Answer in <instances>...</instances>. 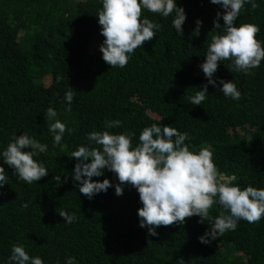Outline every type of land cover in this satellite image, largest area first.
<instances>
[{"label": "trees", "instance_id": "16d2710c", "mask_svg": "<svg viewBox=\"0 0 264 264\" xmlns=\"http://www.w3.org/2000/svg\"><path fill=\"white\" fill-rule=\"evenodd\" d=\"M256 3L255 10L244 6L236 24L257 25L256 39L264 46V0ZM177 5L186 13L183 34L171 27L174 14L163 18L142 10L141 18L160 24V30L130 54L124 68H111L99 51L105 39L97 17L100 0H0V152L14 134L27 133L47 145L34 159L48 170L28 184L0 157L7 177L0 187V264H7L13 244L44 264H65L67 257L77 264H264V217L239 220L234 231L208 244L198 239L209 229L199 216L160 226L158 236H150L139 226L142 204L133 186L126 185L122 196L113 186L88 199L72 179L77 160L71 153L88 144V133H131L135 147L145 127L161 123L187 133L192 151L210 146L219 178L234 177L242 189L264 188V60L247 75L230 72L231 61H221L214 79L233 80L240 99L208 85L207 99L191 105L188 98L207 84L200 64L212 35L221 33L213 21L224 9L210 0ZM198 19L202 26L195 36ZM219 23L223 27L222 16ZM70 87L69 112L64 96ZM49 107L71 129L59 146L48 131L55 122L46 117ZM111 120L122 127L107 129ZM55 175L66 182L56 183ZM105 178L120 183L107 169L92 179ZM222 210L216 203L209 215L214 219ZM62 211L76 220L66 223Z\"/></svg>", "mask_w": 264, "mask_h": 264}, {"label": "clouds", "instance_id": "9594fccd", "mask_svg": "<svg viewBox=\"0 0 264 264\" xmlns=\"http://www.w3.org/2000/svg\"><path fill=\"white\" fill-rule=\"evenodd\" d=\"M219 5L224 12H217L213 21L214 28L221 29L220 34L212 35L208 45L205 61L200 64L207 84L200 86L195 95L188 98L191 105L199 106L208 97V85L218 87L224 97L239 100L241 93L236 84L215 78L221 61L229 60L226 65L230 72L249 74L251 69L258 68L264 60V46L256 39L260 31L254 24H240L236 21L246 4L255 10L259 7L256 0H210ZM102 9L98 11V23L101 35L105 38L99 47L102 59L111 68H124L137 48L153 39L161 28L148 18L142 17V10L159 14L168 18L174 14L171 27L178 34H183L182 25L186 21V13L177 0H100ZM224 21L221 27L219 20ZM202 21H196L193 35L198 36ZM222 85V87H220ZM66 111H71L74 91L65 93ZM49 120L48 131L57 146L61 145L66 125L56 119L57 112L49 107L46 111ZM107 129L122 127L120 120L105 122ZM131 133H113L110 131H92L87 134V145L79 146L71 153L77 163L73 169L72 179L78 191L88 199L96 194L107 192L115 187V194L122 196L126 185L133 186L139 193L142 207L138 209L139 226L147 228L150 236H158L157 228L172 224L185 223L186 217L199 216L200 223L207 221L209 229L198 239L203 244L216 240L226 231H234L239 220L256 223L264 217V188L247 186L241 188L232 183L233 178L218 177L216 166L212 160L210 146L199 151L190 150L185 141L187 133H181L171 126L153 123L145 127L139 135L140 143L133 147ZM95 145V146H93ZM25 149H30L26 151ZM47 145L38 142L27 133L13 135L0 157L4 164L14 169V174L28 184L37 182L48 175L45 166L34 157L45 153ZM107 169L118 178L113 185L109 179L94 181L93 177L104 175ZM6 170L0 166V187L7 180ZM60 175H55L56 183L66 182ZM218 203L223 209L214 219L209 210ZM28 203L23 207L27 208ZM68 224L76 220L74 215L60 212ZM7 264H44L42 258L32 257L23 245L13 244ZM65 264H77L74 257H67Z\"/></svg>", "mask_w": 264, "mask_h": 264}, {"label": "rangeland", "instance_id": "374dc122", "mask_svg": "<svg viewBox=\"0 0 264 264\" xmlns=\"http://www.w3.org/2000/svg\"><path fill=\"white\" fill-rule=\"evenodd\" d=\"M46 83H48V81H46Z\"/></svg>", "mask_w": 264, "mask_h": 264}]
</instances>
